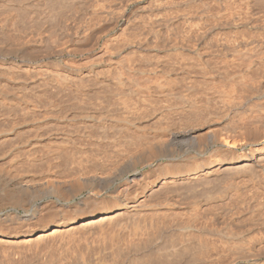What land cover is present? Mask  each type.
Segmentation results:
<instances>
[{
  "label": "rangeland",
  "instance_id": "rangeland-1",
  "mask_svg": "<svg viewBox=\"0 0 264 264\" xmlns=\"http://www.w3.org/2000/svg\"><path fill=\"white\" fill-rule=\"evenodd\" d=\"M57 2L58 3L55 4L57 7L55 6L53 8H56L55 10H57V13L60 11L62 13L61 15L60 13L56 14V11L54 13L51 11L48 15L50 14L52 17L48 16L45 10L48 9L49 11V9H54L47 4L45 5L46 8L42 3H39L37 4L38 7L35 5L31 6L32 8L34 6V8L37 7L38 9H41V6H43L45 9L40 10L44 12L43 15L42 13H38L39 15L37 14L34 16L38 17V19H36L39 20V24L37 25L38 21L33 16H31L33 18L32 21L34 20L33 22L24 17V20L22 19L21 23L26 20V23L22 24L27 26V23L29 24V22H31V25L37 21L36 24L34 23L35 26H39L42 23L46 25L44 26L42 24L44 27L41 26L39 29L43 28V30H47V28H52L51 31L55 30L54 32L59 30L57 31L58 33L56 32V37H61L63 40V46L65 50H67L68 44L72 41L88 34L90 29L96 27L97 24L100 25L103 21L108 20V15L99 14L98 8L101 6L109 7L115 16H113L115 18L114 26L108 27L100 33V38L96 41V46H83L79 52L70 50L69 52L68 50L65 51L61 57V66L64 69L65 62L71 64L70 66L73 69H79V73L82 74L89 71H91V73L98 72L106 63L102 62L101 59H95L93 55L97 52L104 51L106 57H115L118 54H116L117 50L120 49L122 53L120 52L119 54L125 58L127 57L129 62L131 60L130 63L134 65L135 69L141 70L140 72H137V70H135V72L132 71L131 77L128 78H131L129 81L132 84L134 83L133 90L135 89L134 91L138 92L134 95H128L126 104L132 106L129 108L134 110L133 112L131 111L133 113V116L130 117H133L132 122L135 121L134 118L136 117L144 119L141 123L135 122V124L132 123V125L127 122H121L118 123V125H106L103 122V125H101L100 128L95 125L92 126L89 123L81 122L76 124H69L66 122L59 124L60 128L57 126V129L68 134L71 139H69L70 142H65L66 144L63 146H52V148L50 147L51 149L48 146H44L48 149L41 147L43 151L37 149V151L33 153L35 155H32V158L30 157L28 160H18L10 168H7L5 171H7V173L10 171L8 173L9 175L17 176V178L22 179L23 181H28L40 180L49 175L60 179H67L76 177L75 174L79 176L81 174L84 175L92 172H109L110 168L117 165L123 156H126V154L128 155L133 149L135 150L137 147L140 148V146L143 147L146 143L148 144L153 141L157 138L156 135L160 133L159 131L166 127H178L179 129L194 127L197 135L199 134V136L202 137V140L199 137L200 139L198 142H202L203 139L205 141L202 143L200 142L201 144L192 143L193 141H190V143L189 140L172 143L171 146H169L170 148H166V151H164L165 149L162 151V153L166 152L165 154L160 152L159 155V153H156V155L158 154L159 156L157 157L154 155L157 158L152 156L154 159L149 157L150 159L147 160L146 163L144 161H138L132 166L130 164V166L124 167L105 183L99 182V180H91L85 184L81 183V188L79 186L78 188L76 186L73 187L76 191L71 188L70 189L73 191L70 189H59L52 194H42L38 196V198L37 194L35 198L32 199V203L30 202V204L26 206L1 205L0 218L15 217L18 219L20 224L18 230L22 233H28L34 228L33 225L25 220L27 218L25 216L27 214L29 215L31 210H36V213H38V220H41L44 217L43 220H46L48 215L47 212L49 211L58 212L62 214V216L64 215V217H68L75 207L77 208L80 204L91 206L93 203H98V206L105 208L109 207L110 204L114 205L120 202L124 204L127 199L134 195L137 201L142 200L141 203L143 205L146 203L145 206H147L146 208L148 210L141 213L140 216L136 215L134 218L131 217L127 218V220L119 221L120 223H118L117 219H113L109 223L107 222V224L103 223L88 231L77 229L76 233L73 231L66 237L56 238L55 236H50L42 240L35 239L32 242H23L24 244H22L23 239L10 241L12 243L5 245L6 247L0 246V264H134L137 260L139 262L137 261L135 264H253L255 260H258V263L264 264V169L261 174V179L256 182L257 184L250 183V185L243 175L232 173L230 174L231 176H229L228 174H224L220 176L221 178H217L218 182L215 181L216 183L214 182L212 184L210 183V185H204L205 187L202 186L203 188L200 187L201 191H199V189L193 190V187L190 188V186L188 193L187 189H185L187 186L180 187L181 190L179 191V196L177 194V196L168 195V197L166 196L163 198V202L161 201L162 197L157 198L156 196L150 197L151 199H142L143 197L138 195V187L136 188L133 186L128 188L126 192L124 191L126 183H129L133 179L134 174H138L139 177L143 176V178H151L157 174L159 170H182L189 165L191 166L193 163L198 164L201 161H206L208 158L223 161L224 159H228V156L230 158V155L226 153L229 149L234 152L236 156H249L248 152L252 147L251 144L258 139L257 134H259V131L264 127V72H262L264 70V54L262 53V55L260 54V56L258 55V57L256 56L249 60L245 59V61L236 60L235 53L244 50V47L245 50H250V48L252 50L254 49L253 46L255 49L260 48V50H264V0H57ZM69 3H72V6ZM62 5L64 6V10H58V6L62 7ZM67 5L68 7L70 6L69 9L71 8L72 10H70L72 12L66 7ZM35 10L37 9H33V11ZM34 13H37V11ZM123 13L128 14L129 17H126L125 19L121 16ZM53 14H55V18ZM167 15L169 16L166 17ZM39 17H41V19H39ZM57 22H60V24ZM57 24L58 26H56ZM44 34L41 35L42 40H44V36H46ZM32 36L33 34L31 37ZM129 41L134 42L135 46L126 50H121L120 47L124 43H129ZM118 42L121 44H117ZM135 42L144 43V47H142L143 49L136 45ZM44 43L45 46H48L46 42ZM44 45L42 44L40 49H44ZM148 46L151 47L149 49L150 51L148 50ZM49 47L52 49L50 44L47 48L45 47V49L49 50ZM45 49L41 51H47ZM108 50L110 52H108ZM112 51L115 52V54ZM146 57L147 59H145ZM141 58H144V60ZM149 58L151 61L154 59V61L158 60L162 71L165 70L163 72H165L166 75L163 81L153 76L150 77L149 84H143L136 81L138 80L137 76L142 73V70L145 71L146 68H149L148 64L150 65V63H154V61L150 62ZM145 60H148L149 63H146ZM74 64L76 67L73 66ZM196 71L199 74H197ZM90 78L91 77L77 78L78 81L75 78V82L86 91V94L84 92V99L79 97L81 100L79 98V100H77V97L74 95L72 98L70 91H61L60 96H63V100L61 99L63 104L60 102L62 106V111L60 109L61 113L63 114L65 112L67 114L73 105V108L78 109L79 107V110L74 109L75 111L82 112L85 111V108L87 111L90 107H94L98 109L100 108V112L106 110L104 114L106 115V112H108L110 117H120L118 116L120 112L118 105L116 104V99L113 96L114 90L111 89L112 87L108 85H102V87H99L95 84L96 82L92 81ZM164 81L166 84L160 83H163ZM93 82L95 83L93 84ZM137 82L140 85H137ZM158 84H161V86ZM199 84L200 86H198ZM46 85L43 84L42 86L45 87ZM142 85L144 88L141 87ZM41 87H38V89L35 86L34 88L36 89L33 88V91H37L39 94L42 93L41 95L57 93V91H53L55 88L52 86L51 88L47 86L45 88ZM156 87H158V89L161 88L163 91H160L163 93L165 92L164 97L166 96L167 98H161L159 91L156 92ZM180 87L185 88L181 90ZM149 94L151 95L150 97ZM180 94L185 97V100L187 99L186 103L182 104V102H180L179 99L182 98ZM208 98L211 100H208ZM79 101H82V103ZM129 102H132L133 104ZM145 102H148L149 105L147 106L148 103L146 104ZM138 104L141 106L139 107ZM160 104L164 106V109ZM167 104L171 105V107H167ZM135 108L139 110H135ZM155 113L157 115H155ZM134 114L136 117H134ZM143 115H145V117ZM154 115L156 116L155 118L150 117H153ZM254 117L257 120L256 122L253 120ZM159 122L161 124H159ZM203 124L213 131L216 129V137H218V139L222 138L223 143L226 142L224 136L230 135L233 131L239 132L240 137L238 140L236 139L232 142H230V140L227 144L222 143L223 145H221V142L210 143L209 139H207L208 137L203 135L206 131V129L201 127L204 126ZM138 126L140 127L138 128ZM101 129L104 131L101 132ZM217 129L220 130V132ZM248 133L250 136H248ZM131 141L132 143H130ZM231 145L232 147H229ZM50 150L53 153H51ZM211 186L214 190H211ZM191 189L193 192H191ZM207 191H209V194ZM198 195L200 197L199 199ZM190 198L191 200H189ZM42 210L43 212H41ZM155 212L159 214H156ZM43 213L47 215L45 216ZM163 213L165 215H163ZM43 220L41 221L42 224ZM42 224L37 226H43ZM8 232H12V230ZM224 234L227 236H224ZM249 240L250 242H248ZM155 241H157L156 244L153 243ZM179 241L180 243H178ZM147 245H149L148 248ZM164 246H166V249H164ZM170 246L171 250L169 249ZM248 247L249 249H247ZM172 248H175L176 250H174L173 253ZM154 249H156V251H154ZM233 249L234 251H232ZM240 249L242 251L249 250L250 252L249 254H246V256H250L244 259L245 252L243 251V253ZM254 251H256V253H254Z\"/></svg>",
  "mask_w": 264,
  "mask_h": 264
},
{
  "label": "bare ground",
  "instance_id": "bare-ground-1",
  "mask_svg": "<svg viewBox=\"0 0 264 264\" xmlns=\"http://www.w3.org/2000/svg\"><path fill=\"white\" fill-rule=\"evenodd\" d=\"M39 3H42L44 7H46L45 5L47 4V5H49L54 10H50V9H49V11H48V9L45 10L43 8V6H41L42 7L41 9L40 8L38 9L37 8L38 7L37 4H39ZM56 3H58L57 0H0V206L1 205H5V204H8L9 206L10 205H12V206H26V205L30 204V202L32 201V199L35 198V196L37 194H38L37 195V198H38V196H40L42 194H45V193L46 194H48V193H51L52 194L53 192H56L59 189H65V190L67 189L68 190V189L71 188V189L74 190L75 188H73V187L76 186L78 188V186L80 187L81 183H84L85 184L86 182H89L91 180H96V181L99 180V182H104L105 183V182H108L116 173H118L119 171H121L124 167L130 166V164L132 166V165L135 164V162H138V161H141V162L144 161L146 163V161L149 160L150 158H153L154 159L155 156L158 157L160 155V152L162 153V151L164 149H165L164 151H166V148H170L169 146H171L172 143L179 142V141L181 142L182 140H186V141L189 140V142L190 141L191 142L193 141L192 143L199 144L201 142V141L198 142L199 139L201 138V140H202V137L199 136V134L197 135L194 127H193L194 129L193 128H184V129L183 128L182 129L180 128L179 129L178 127H176V128H167L166 127V128H162L159 131L160 133H158V135H156L157 138L154 137L155 139L153 141H151L148 144L146 143V145H144L143 147H141V146H140V148L137 147V148H135V150L133 149V151H131L130 153H128V155L126 154V156H123L117 165H114L112 168H110V171L109 172H101V173H93L92 172V173H89V174L87 173V174H84V175L81 174L79 176L77 174H75L76 177L67 178V179H60V178H57L55 176H50L49 175L47 177H44L43 176L44 178H42L40 180L38 179V180H28V181H25V180L23 181L22 179L17 178V176L15 177L13 175H9L8 173L10 171L8 173H7V171H5L7 168H10L18 160H22V159H27L28 160L30 157L32 158V155H35L33 153L36 152L37 149H41L43 151V149L41 147H44V146H46V147L48 146L49 148L50 147L52 148V146L53 147L54 146H59V145L63 146L64 144H66L65 142H68L69 141V139H70L69 138V135L66 134L64 131H60V130L57 129L58 128L57 126H59V124H63L65 122L66 123H69V124H76L78 122H81V123H89L92 126L95 125L96 127H99L100 128L101 125H103V122L106 125H116V124L118 125V123H121V122H124V123L127 122L128 124L130 123L132 125V123L135 124V122L141 123L143 121V119H144V118L143 119L137 118L135 116V114H134V117H136V118H134V120H135L134 122H132L133 121L132 120L133 117L130 118L131 116H133V113L132 112L134 110H132L131 108H129V107H132V106H128L126 104V99H127V96L128 95L129 96L132 95V94L134 95L138 91L135 92L134 91L135 89L133 90V87H134L133 84L134 83L132 84L129 81L131 78L130 79H128V78L131 77L132 71L135 72V70H137V69H135L134 65L132 63H130L131 60L129 62L128 61L129 59L127 60V57L125 58L124 56H122V55L119 54L121 52L119 48H117L119 50H117L116 54L117 53L118 54L115 57H106L104 51L103 52H97L96 54L93 55V57L95 59L96 58L99 59V60L101 59L102 62H105L106 63L105 66L101 70H99L98 72L91 73V71H89V72H86V73H83L82 74V73H79V71H80L79 69L78 70L77 69H73L70 66L71 64L65 63V62H64L65 68L63 69V67L61 66L62 65V59H61V57L63 56V54L65 53V51L68 50V52H69V50H70V51H78L79 52V50L82 49L83 46H85V47L86 46H91V47L96 46V44H97L96 41H98V39L100 38V36H99L100 33L103 30H105L106 28L113 27L114 26V21H115L114 20L115 19L114 17L115 16L113 15V13L109 9V7L101 6V7L98 8L99 14H106V15H108V17H109L108 20H105L102 23L100 22L101 23L100 25L99 24H97V26L95 25L96 27L90 29V32L88 34L83 35V36L80 34L82 37H79L76 40L72 41L70 44H68V46H67L68 49L65 50V48L63 46V42H62L63 40L61 39V37H59V38L56 37L57 36L56 34L58 33L57 31H59V30H57L56 31L57 33H56V32H54L55 30L54 31H51L52 28L51 29L49 28L50 30L47 27H45V28H47V30H43V28L42 29H39V28H41V26H43V25L46 26V25L42 23L43 25L42 24L39 25L40 27L37 26L39 24V20H37L38 17H34L38 13H42V15H43L44 12L40 11L42 9L45 10V12H46L47 15L51 11H53L52 13H54L56 11L55 12L56 14H59L60 13V15H61L62 13L60 11H59V13H57V10H55L56 8H53V7L56 6L55 5ZM32 5H35L37 7L34 8V6H33V8H32L31 7ZM95 5H98V4H95ZM49 6H48V8H49ZM93 6H94V4H93ZM244 6H245V4H244ZM59 7H61V6H58V8H57L58 10H60V9H63L64 10V6L63 5H62L61 8H59ZM66 7H68V5ZM69 7H68V9H69ZM33 9H37V10H35V11H37V13H34L35 11H33ZM65 12H67V11H65ZM169 12H170V10H169ZM83 14H85V13H83ZM53 15H54V18H55V14H53ZM158 15H160V14H158ZM169 15H167L166 17H168ZM171 15H172V13H171ZM31 16H33L35 19L37 18L36 19L38 21V22L36 21L37 22V25H36L37 27L34 25V23L36 24V22L32 23L35 27L32 24H31L32 26L30 25V23L34 21V20L32 21L33 18ZM48 16L52 17L50 14ZM57 16H56V18H57ZM121 16L124 17L125 19H126V17L127 18L129 17L128 14H126V13H123ZM163 16H164V14H163ZM24 17L27 20H29V19L31 20V22L27 21V22H29V24L27 23V26L26 25H23V24L26 23V20H25V22L24 21L22 22L23 24L21 23L22 19L24 20ZM27 17H29V18H27ZM41 17H43V16H41ZM41 17H39V19H41ZM63 17H65V16H63ZM177 17H178V15H177ZM180 17H181V15H180ZM83 18H84V16H83ZM94 18H95V16H94ZM173 19H175V18H173ZM45 21H47V20H45ZM40 23H41V20H40ZM44 23H46V22H44ZM57 23L60 24V22H57ZM56 26H58V24ZM150 28H151V26H150ZM260 28H261V26H260ZM185 31H186V29H185ZM32 34H33V36L31 37ZM43 34L46 35V36H44V40H42V38H41V35H43ZM147 37H148V34H147ZM126 39H127V37H126ZM257 39H259V38H257ZM41 40H42V44L43 45L45 44L44 42H46L48 44V46H49V44L51 45L52 49L50 47H49L50 48L49 50L48 49H45V47L47 48L48 46L47 45L46 46L44 45L43 48L45 50H47V51H41V50H44V49H40V47L42 45L41 44ZM143 40H142V42H143ZM262 40H263V38H262ZM131 41H132V39H131ZM131 41H129V43L128 42L127 43H124L120 47L121 50H126V49H129V48H132L133 46H135L134 42H131ZM142 42H138V43L135 42V43L140 48H142V47H144V45H143L144 43H142ZM174 43H175V41H174ZM117 44H121V43L118 42ZM155 44H157V43H155ZM151 45H153V44H151ZM251 45H252V42H251ZM138 46H136V47H138ZM148 47L147 48L149 50L151 47L150 46H148ZM220 47H221V45H220ZM147 48H144V49H147ZM153 48H154V46H153ZM253 48L254 49H252V50H251V48H250V50L247 49L248 50L247 51V50H245V47H244L243 48L244 50H241V51L236 52L235 53L236 54L235 55L236 60L237 59L238 60H245V59H248L249 60L250 58H254L256 56L258 57V55L260 56V54L262 55V53L264 54V52H263L264 50L263 49L262 50H260V48L259 49H255L254 46H253ZM186 49H187V46H186ZM110 50H112V49H110ZM115 51H116V49H115ZM145 51H147V50H145ZM108 52H110V51L108 50ZM113 53L115 54V52H113ZM130 53H131V51H130ZM217 53H218V51H217ZM208 54H209V52H208ZM136 55H137V53H136ZM198 55H199V53H198ZM134 56H135V54H134ZM187 56H189V55H187ZM141 59L144 60V58H141ZM145 59H147V57ZM159 59H161V58H159ZM90 60H93V59H90ZM154 60H152V61H154ZM170 60H171V58H170ZM149 61L152 62L151 59ZM149 61L147 60L146 63H149ZM157 61H154V63H150V65L148 64L149 68H146V70L144 69L145 71L142 70V73L139 76L136 75L137 78H138V80H136V78H135V80L136 81H139L140 83H143V84H147V83L149 84L150 77L153 76V77H157L159 80H162L163 81L165 79V75H166L165 72H163L165 70L162 71V68H160V62L158 61L159 62V64H158ZM197 61H199V60H197ZM173 62H175V61H173ZM185 62H187V61H185ZM90 63H92V62H90ZM137 63H139V62H137ZM196 63H199V62H196ZM248 63H250V62H248ZM67 64H69V65H67ZM134 64H135V62H134ZM73 66H75V64ZM202 67H203V65H202ZM144 68H145V66H144ZM138 70H137V72H140L141 71V70H139V71ZM179 71H181V70H179ZM193 71H195V70H193ZM262 72H264V70ZM196 73L199 74L197 71H196ZM200 75H202V74H200ZM82 77H88V78L91 77L90 79H92V81H95L96 82V83L93 82V84L95 83L99 87L100 86L102 87V85L103 86L104 85H108V86L112 87L111 89L114 90V92H113L114 95L113 96L116 99V104L118 105V109H119V112L121 114V115L120 114L118 115L120 117H118V118H114L115 116L110 117V115L108 114V112H106L107 113L106 115L104 114L106 110H104V112L102 110V112H103L102 113V112L99 111L100 108L98 109V108H94V107H90L87 111H86V108H85V111H82V112L75 111V110H79V107H78V109H76V108H73L74 107L73 105L71 106L72 108H70V110H69L70 112L68 111L69 113L68 112H67V114L65 112L63 114L61 113L62 106H61L60 102H62L61 99L63 100V96H60L61 95L60 93H61L62 90L63 91L64 90L70 91L71 93L70 92L69 93L72 94V98H73V95H74L75 97H77V100H79V99L81 100V98H79V97H82L83 98L85 96V94H86L85 89H83L80 85H78L75 82V78L77 80V78L78 79L79 78L81 79ZM158 79H156V80H158ZM185 82H186V80H185ZM202 82H200V83H202ZM160 83L161 84H164L165 81L163 83L162 82H160ZM41 84L42 85L43 84L44 85L48 84L46 86L47 87H50V88L52 86L53 88H55V90H53V91H55V92L57 91V93H55V94H52L51 93V95H47V94L46 95L45 94L44 95H41L42 93L39 94L37 91L36 92L33 91V88L35 86H36V88H38V87L40 88L42 86ZM161 84L160 85L158 84V85L161 86ZM39 85H41V86H39ZM137 85H140V84L138 83ZM165 86H164V88H165ZM185 86H187V85H185ZM198 86H200V84ZM45 87L42 86L41 88H45ZM138 87H140V86H138ZM141 87H143V85ZM150 87H151V85H150ZM36 88H34V89H36ZM146 88H147V86H146ZM156 88H157V91L156 92L159 91V95L161 96V98L164 97V95H165L164 93L165 92L164 93L161 92V91H163V90H161V88L160 89H158V87H156ZM183 88H185V87H183ZM183 88H181V90H183ZM153 90H155V89H153ZM190 90H193V89H190ZM84 92H85V94H84ZM146 92H149V91H146ZM194 94H195V92H194ZM150 96L151 95L149 94V97ZM181 96H182V98L179 99L180 102H182V104L183 103H186V100L187 99L185 100V97H183V95H181ZM212 96H211V98H212ZM172 97H173V95H172ZM209 98H208V100H211ZM74 100H76V99H74ZM79 102L82 103V101H79ZM153 102H154V100H153ZM76 103H77V101H76ZM129 103H132V102H129ZM158 103H159V101H158ZM164 103H165V101H164ZM62 104H63V102H62ZM179 104H178V107H179ZM148 105H149V103L147 104V106ZM171 105H172V103H171ZM171 105L167 104V107L168 106L171 107ZM138 106H139V104H138ZM161 106H163V105H161ZM153 108H155V107H153ZM60 109H61V111H60ZM118 109H117V112H118ZM161 109H162V107H161ZM163 109H164V106H163ZM135 110H139V109H136L135 108ZM158 110H156V111H158ZM156 111H154V112H156ZM150 115H152V114H150ZM155 115H157V114L155 113ZM155 115L153 117L152 116H150V117L151 118H155L156 117ZM254 115H256V114H254ZM143 116L145 117V115H143ZM146 116H148V115H146ZM138 117H140V116H138ZM158 117H159V115H158ZM129 120H130V122H129ZM146 120H147V118H146ZM253 120H255V122L257 121L255 119V117H254ZM81 123H79V124H81ZM159 124H161V123L159 122ZM139 127L140 126H138V128ZM146 127H148V126H146ZM201 127H203V129H206L205 134H203V135L206 136V137H208L207 139H209L210 143H213V142L214 143H216V142H219L220 143L221 142V145H223L225 143L227 144V142L229 143L230 140H231L230 142H232L233 140H236V139L238 140V138L240 137V133L237 132V131L231 132L230 135H225L224 134L225 135L224 136L225 137L224 140L226 142L223 143L222 138L221 139H218V137H216L217 136L216 133H215V130L216 129L213 131V130L209 129L206 125L201 126ZM59 128H60V126H59ZM62 129H63V127H62ZM153 129H155V128H153ZM103 131L104 130L101 129V132H103ZM218 131L220 132V130H218ZM219 132H217V133H219ZM143 133H144V131H143ZM253 135H255V134H253ZM257 135H258L257 136L258 139H256L254 142L252 140H250L253 143L251 144L252 147H251V149L248 152L249 153V156L248 157L236 156V154H234V152H232L230 149L228 150L226 148L228 150L226 153H228L230 155V158L228 156V159H224L223 161L222 160H219V159L208 158L206 161H201L198 164L197 163H193L191 166L189 165V166H187V168L182 169V170H177V169H176L177 171H171V170L168 171L169 169L168 170L165 169V171H160L159 170V172L157 174H155L154 176H152L151 178L150 177L149 178H143V176L142 177H139L138 174H134L133 179L129 183H126V187H124V191L126 192L128 188H131L133 186L136 187V188L138 187V195H140V197H143L142 199H144V198L149 199L150 197H155L156 196L157 198L158 197H162L161 198V201H162V200H164L163 198L166 197V196L168 197V195L169 196L170 195L171 196H177L179 194V191L181 190V188L183 186H185V187L187 186L185 188V189H187V191L190 188H192V187H193L192 188L193 190L199 189V191H201L200 190V187H202V186L205 187L204 185H208V184L210 185V183L212 184L215 181L218 182L217 178L220 177L221 175H224V174L227 175L228 174L229 176H231L230 174H232V173L233 174L235 173V174H238V175H243V177L245 176V178H246L245 180H247V182H249V184L250 183H252V184L254 183L255 184L259 179H261V176H262L261 174H262V171L264 169V127H262V129L259 131V134H257ZM248 136H250L249 133H248ZM138 137H139V135H138ZM149 137H151V136H149ZM203 141H205V140L203 139ZM130 143H132V141ZM205 144H206V142H205ZM192 146H194V145H192ZM224 146H226V145H224ZM46 147H44V148H46ZM229 147H232V145L229 146ZM46 149H48V148H46ZM199 149H201V148H199ZM54 150H57V149H54ZM47 151H49V150H47ZM50 152H51V150H50ZM47 153H49V152H47ZM51 153H53V152H51ZM71 153H73V152H71ZM156 153H159V155L158 154L156 155ZM165 153L163 152L162 154H165ZM222 155H220V156H222ZM152 156H154V157H152ZM157 157H155V158H157ZM41 158H43V157H41ZM52 159H54V158H52ZM148 162H150V161H148ZM18 165H19V163H18ZM168 165H170V164H168ZM68 167H69V165H68ZM15 168H16V166H15ZM12 170H13V168H12ZM35 173H33V174H35ZM83 173H84V171H83ZM58 175H59V173H58ZM19 176H20V174H19ZM232 176H234V175H232ZM206 187H208V186H206ZM227 187H229V186H227ZM238 187H240V186H238ZM185 189H184V191H185ZM192 189H191V192H193ZM212 189H213V187L211 188V190ZM73 190H71V191H73ZM78 190H81V189H78ZM71 191H69V192H71ZM75 191H76V189H75ZM209 191H210V189H209ZM209 191H207L208 194H209ZM188 193H189V191H188ZM201 195H202V193H201ZM203 195H206V194H203ZM199 198L200 197L198 195V199ZM189 200H191V198ZM211 201H213V200H211ZM141 202H142V200L141 201H137L136 198H135V195H134L131 198L127 199L124 204H122L121 202L120 203H116L114 205L113 204H110L109 207H105V208L98 206L97 205L98 203H93L91 206L86 205V204H80V206H78L77 208L75 207V209L71 212L70 215H68V217H64V215L62 216V214H60L58 212H54V211L47 212L46 211L48 213V215L46 214L47 215L46 220H43L45 217L42 218L41 220H38L37 219V216H38L37 214L38 213H36V210H31V213L29 215L27 214L25 216V217H27L25 220L28 221L31 225H33L34 228H32L28 233H25V232L22 233V232H20L18 230L20 224H19L18 219H16L15 217H2V218H0V246H5L8 243H12L10 241H15V240H19V239H23L22 244H24L25 242H32L35 239L42 240V239L48 238L50 236H55L56 238L57 237H66L69 233L71 234V232H73V231H75V233H76V230L77 229L78 230L80 229L82 231H88V230H90V229H92L94 227H98L99 225H101L103 223H106L107 224V222L109 223L113 219H117L118 223H120L119 221H124V220H127V218H131V217L134 218V217H136V215L137 216H140L141 213L147 211L148 210L146 208L147 206H145L146 203L143 205ZM176 206H178V205H176ZM56 211H57V209H56ZM41 212H43V210ZM44 213H45V211H44ZM156 214H159V213H156ZM163 215H165V214L163 213ZM42 220H43V224L41 223ZM1 224H3V225H1ZM41 224L43 226H37V225H41ZM11 230H12V232H8V231H11ZM77 233H79V232H77ZM224 236H227V235L224 234ZM163 239H161V240H163ZM156 240H157V238H156ZM157 241H155L153 243L156 244ZM70 242H73V241H70ZM224 242H225V240H224ZM237 242H239V241H237ZM248 242H250V240ZM178 243H180V241ZM160 244H162V243H160ZM223 244H225V243H223ZM149 245H147V248H148ZM174 246H175V244H174ZM164 247H165L164 249H166V246H164ZM238 247H239V245H238ZM142 248H143V246H142ZM145 248H146V246H145ZM155 248H157V247H155ZM175 248L174 249L172 248V250H173L172 253L174 252ZM232 248H234V247H232ZM135 249H136V247H135ZM169 249L171 250V246H170ZM247 249H249V247ZM261 250H262V248H261ZM138 251H137V253H138ZM154 251H156V249H154ZM232 251H234V249ZM243 251L242 252L245 254V258H244V256H243V258L244 259L248 258L250 255L249 256L248 255L246 256V254H249L250 251L249 250H243ZM252 251H253V249H252ZM158 252H159V250H158ZM254 253H256V251H254ZM252 254H253V252H252ZM163 255H164V253H163ZM173 257H174V255H173ZM157 259H159V258H157ZM173 259H175V258H173ZM148 260H150V259H148ZM137 261H135V262H137ZM232 261H233V259H232ZM257 261L255 260V262H253V264H263V263H258ZM135 262H134V264H135ZM142 262H144V261H142ZM159 262H161V261H159ZM173 262H175V261H173ZM227 263H228V261H227Z\"/></svg>",
  "mask_w": 264,
  "mask_h": 264
}]
</instances>
